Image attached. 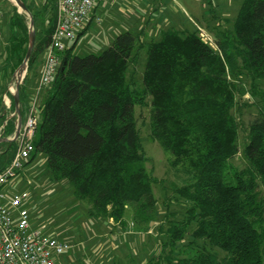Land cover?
<instances>
[{
	"label": "trees",
	"instance_id": "trees-1",
	"mask_svg": "<svg viewBox=\"0 0 264 264\" xmlns=\"http://www.w3.org/2000/svg\"><path fill=\"white\" fill-rule=\"evenodd\" d=\"M22 2L35 30L17 90L23 123L32 101L25 83L41 67L56 4ZM8 15L10 34L0 52L3 73L17 69L29 43L27 15L13 3ZM234 19L233 30L213 44L174 27L148 43L141 40V31L125 30L100 52L76 55L72 49L86 24L61 50L57 72L41 91L30 159L43 152L51 178L66 179L75 197L88 202V215L123 228L128 206L138 227L155 211L151 186L158 179L145 166L149 157L133 112L150 96V136L171 153L170 165L187 163L191 181L175 187L186 201L184 215L170 220L166 229L161 224L167 239L146 264H264V0H243ZM144 44L143 87L137 89L125 73ZM242 78L249 79L252 94L260 99L240 150L236 96ZM6 116L0 113V125ZM15 121V116L7 118L4 137L14 133ZM16 149V140L0 141V171ZM239 152L245 165L238 168L232 160Z\"/></svg>",
	"mask_w": 264,
	"mask_h": 264
},
{
	"label": "rangeland",
	"instance_id": "rangeland-1",
	"mask_svg": "<svg viewBox=\"0 0 264 264\" xmlns=\"http://www.w3.org/2000/svg\"><path fill=\"white\" fill-rule=\"evenodd\" d=\"M113 1L94 0L93 5L97 11L101 13L102 8L105 11L104 15H100L101 21L106 18L117 27L124 23L128 30H143L141 40L148 43L152 39L157 40L161 30L168 27L196 33L201 29L210 42H213L217 37H222L223 32L233 30L234 18L243 0H126L130 3V9L126 12L119 10L124 3L122 0H115L116 4L112 7ZM12 3L13 0H0V52L10 34L8 14ZM127 15L132 17L131 20L126 21ZM104 35L100 24L93 22L88 31L77 37L73 53L85 55L100 52L108 45L102 40ZM145 46L146 44L141 47L135 63H131L125 73L126 80L132 81L137 89L143 87L142 72L147 55ZM3 58L0 54V113L4 112L8 116L12 113L9 93L12 94L15 88L16 76L15 71L3 73ZM33 80L30 76L25 83V91L32 98L36 91ZM248 80L242 78L240 91L236 96L240 150L247 138L248 121L257 111L256 101L260 99L259 94H252ZM259 89H263L261 82ZM41 100L40 92L36 102L37 117ZM150 101L148 96L144 103L134 105L133 111L143 149L149 157L145 166L158 179L151 186L156 205L154 215L147 223L136 226L131 220L132 209L129 206L124 213V228L119 223L113 224L109 220L88 215V202L75 197L73 188L66 179L51 178L46 155L40 151L32 159L31 156L25 159L22 168L5 185L10 193L21 190L28 193L23 206L28 210L31 226L42 228L45 235L69 244V248L58 257V264H146L150 258L160 253L162 242L167 239L166 231L160 230L161 224L166 229L174 219L184 215L186 201L179 198L175 187L189 183L191 175L184 170L187 163L177 167L170 165L171 153L150 136ZM242 157L241 152L233 157L232 163L238 168L245 165ZM167 212L169 221L165 220Z\"/></svg>",
	"mask_w": 264,
	"mask_h": 264
},
{
	"label": "built area",
	"instance_id": "built-area-1",
	"mask_svg": "<svg viewBox=\"0 0 264 264\" xmlns=\"http://www.w3.org/2000/svg\"><path fill=\"white\" fill-rule=\"evenodd\" d=\"M53 1L56 4V23L40 64L36 91L16 139V152L10 164L0 171V264H58V257L69 248L67 242L49 237L43 233L42 228L31 226L28 210L23 206V201L28 197L27 192L21 190L10 193V189L5 188L34 150L32 139L38 125L35 116L38 95L52 82L61 62V50L67 46V42H73L90 21L94 3V0ZM1 20L0 14V29ZM95 21L100 23V18L96 17ZM197 33L209 44H213L201 29ZM9 116L17 117V114L13 111L6 116L0 125V137H4L3 129ZM13 135L6 137L9 139Z\"/></svg>",
	"mask_w": 264,
	"mask_h": 264
},
{
	"label": "water",
	"instance_id": "water-1",
	"mask_svg": "<svg viewBox=\"0 0 264 264\" xmlns=\"http://www.w3.org/2000/svg\"><path fill=\"white\" fill-rule=\"evenodd\" d=\"M14 3L17 8H18V11L19 12H24L27 16H28V19H29V43H28V48H27V51L25 53V56H24V59L23 61L21 62V64L18 65L17 69L15 70V76H16V84H15V88L14 90H12V95H13V99H14V112L17 114V117H16V121H15V131H14V135L12 138H9L8 137H0V141H15L19 135V131H20V128H21V116H20V106H19V96H18V88H19V84L20 82L22 81L24 75H25V70L27 68V61L30 57V51H32V47H33V44H34V38H35V30H34V21H33V18H32V14H30L31 12L28 11L27 7L25 6L24 2H22V0H13Z\"/></svg>",
	"mask_w": 264,
	"mask_h": 264
},
{
	"label": "crops",
	"instance_id": "crops-1",
	"mask_svg": "<svg viewBox=\"0 0 264 264\" xmlns=\"http://www.w3.org/2000/svg\"><path fill=\"white\" fill-rule=\"evenodd\" d=\"M102 0H100V2H101ZM115 1V0H114ZM114 1H113V5H112V7L114 6V4H116V3H114ZM123 2V6L119 9V10H123V11H128L129 9H130V6H129V4L130 3H128L126 0H122ZM162 3V2H161ZM160 3V4H161ZM126 7V8H123V7ZM101 13L104 15V13H105V11H104V9L102 8L101 10ZM118 11V10H117ZM122 11V12H123ZM91 12V15H90V21H89V24H87L88 25V27H87V29L84 31V32H86V31H88L89 30V28H90V26H91V24H93V22H95V18L96 17H99L100 18V23H97V24H100V26H101V28H102V33H104L105 35L103 36V38H102V40L104 41V43H107V44H109V42H111V40L114 38V35H116L117 33L119 34V29H121V31H125V30H128V28H127V25H125L124 23L122 24V25H120L119 27H117L116 25H112V22L111 21H107V19L105 18H103V20L101 21V17H100V15H101V13H99L98 11H97V8H95L94 7V5H93V7H92V10L90 11ZM132 18V17H131ZM131 18H130V16H126V21H129V20H131ZM110 24V25H109ZM143 30H141V37H142V35H143ZM71 43H69V42H67L66 43V45H70ZM106 45V44H105ZM40 67V66H39ZM39 67H38V70H37V72L34 74V75H31V77L32 78H34V82H35V84L34 85H37V81H38V75H39ZM42 98H43V92H42ZM42 101V100H41ZM2 114H4V112H2ZM7 115V114H6ZM39 117H37V119L39 120L40 119V115H38ZM110 222H112L111 220H110Z\"/></svg>",
	"mask_w": 264,
	"mask_h": 264
}]
</instances>
